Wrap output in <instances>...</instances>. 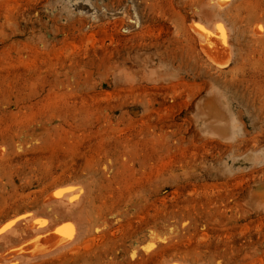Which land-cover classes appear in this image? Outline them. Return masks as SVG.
Listing matches in <instances>:
<instances>
[{
  "label": "rangeland",
  "instance_id": "1",
  "mask_svg": "<svg viewBox=\"0 0 264 264\" xmlns=\"http://www.w3.org/2000/svg\"><path fill=\"white\" fill-rule=\"evenodd\" d=\"M215 22L222 70L192 26ZM0 151V235L75 226L32 262L1 238L0 264H264V0H0Z\"/></svg>",
  "mask_w": 264,
  "mask_h": 264
},
{
  "label": "bare ground",
  "instance_id": "2",
  "mask_svg": "<svg viewBox=\"0 0 264 264\" xmlns=\"http://www.w3.org/2000/svg\"><path fill=\"white\" fill-rule=\"evenodd\" d=\"M228 2H229V0H214L215 5L219 9H224V7L227 6ZM192 26H193V29L195 30L196 34L198 35V38L200 41V51H201V54H202L204 60L206 61V63L209 66L213 67L214 69H218V70H222V69L228 67L232 62V57H233L232 54L233 53L231 52V47H230L229 42H228L229 41L228 36L225 33V31L223 30L220 23L215 22L212 26L206 25V24H197L196 23V24H193ZM218 26H220V27H218ZM220 28H222V31L220 30ZM255 32L260 35L261 29H259V27H256ZM213 99H209L208 101L205 100V103H206V101L209 103L211 100L212 102L216 101V102H214L216 104L218 101L216 99H214V101H213ZM212 102H210L209 104H211ZM203 103H202V106L200 107L201 110L204 109L205 107L210 109L209 110L210 112L217 109L216 105L213 107L214 103H212V105H210L209 107L205 106L204 108H202ZM220 103L221 102H219L217 105H220ZM221 104H224V103H221ZM224 106L225 105H223V107ZM223 107H221L222 108L221 110H223ZM224 110H225V112L222 114H221V112H218L216 110V111H214V112H216V114L214 116L212 114V117H208V119L213 118V119H211L212 121L215 120L214 121L215 123L210 124V125H212V126L214 125L215 128L220 129L223 120L226 119L228 116L231 118V116L229 114L230 111L228 110V108H227V110L226 109H224ZM202 111H201L202 115L203 114L205 115L206 112L204 111L205 112L204 113ZM207 112H208V110H207ZM207 114L211 115V113H207ZM205 117H207V116L205 115ZM211 120H210V122H211ZM226 128L227 127H225L224 129H226ZM249 157L251 159V156H249ZM63 191H61V192H63ZM56 192H58V193H52V194L50 193L51 195L49 194V196L46 197V201L49 199H51V202L52 201H54V202L59 201L58 199L60 197H62V196H60L62 193H59V191H57V190H56ZM252 196H253L252 198H254L256 200V202L259 204V206L264 209V182L262 184L257 185L252 190ZM68 200H70V199H68ZM71 200L73 201L74 199H71ZM63 201H60V203ZM54 202H52V203H54ZM57 203H59V202H57ZM50 207H52V206H50ZM70 207H71V205H70ZM67 208H68V206H67ZM63 210H64V208H63ZM26 215H24L23 217L25 218V216H26V218H27L29 216L28 214H26ZM33 216H34V214H33ZM20 217H22V216H20ZM26 218H25V222H23L24 220H23V218H21L23 223L20 224V227L18 229L12 231L11 233H8L7 238L2 237L1 235H4L3 233L6 232L7 228H9V231H10V229H11L10 227L12 226V223L15 224V222L12 221V222L4 225V226L2 224L0 225L1 226L0 227V234H1L0 239L5 238L7 241L8 237L10 238V240H11V238L13 239V237H14V239L17 237L18 239L16 238V241L19 240V245L17 247L9 249V251L7 249L5 257H7V258L9 257V259H11L13 261L21 260L23 262V260H24L26 262L27 261L32 262V261L42 260L45 258H50V257H53L55 255L57 256L58 254H61V253L65 252L66 250H68L73 245V243L75 241V232H74L75 230L73 228L74 224H72V222L70 223V220L69 221L67 220L68 222H64V221H62V219H60V216H57V215L56 216L54 215V217H52L51 218L52 220H50V221L37 219L36 217H34L35 219H33V220L28 219V218L26 219ZM18 220L20 221V219H18ZM9 221H11V220H9ZM14 221H16V220H14ZM6 223H7V221H6ZM9 225H11V226L9 227ZM46 228H47V230H45ZM2 239L0 241H2ZM3 242H5L4 239H3Z\"/></svg>",
  "mask_w": 264,
  "mask_h": 264
},
{
  "label": "snow or ice",
  "instance_id": "3",
  "mask_svg": "<svg viewBox=\"0 0 264 264\" xmlns=\"http://www.w3.org/2000/svg\"><path fill=\"white\" fill-rule=\"evenodd\" d=\"M218 27H220V26H218ZM220 30L222 31V28H220Z\"/></svg>",
  "mask_w": 264,
  "mask_h": 264
}]
</instances>
